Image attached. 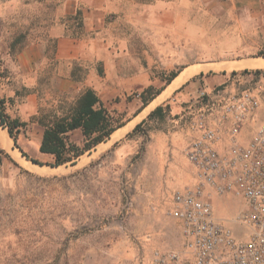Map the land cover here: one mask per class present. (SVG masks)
Masks as SVG:
<instances>
[{"label":"rangeland","instance_id":"374dc122","mask_svg":"<svg viewBox=\"0 0 264 264\" xmlns=\"http://www.w3.org/2000/svg\"><path fill=\"white\" fill-rule=\"evenodd\" d=\"M135 1L146 6H155L157 1L165 2L167 6L175 4L179 15L190 18L189 22L193 23L194 36H201L206 26L211 31L225 34L215 38L218 42L232 40L234 14L240 16L243 12L232 7V0ZM62 2L0 0V101L4 112L17 54L33 43L43 49L38 72L43 74L39 77V84L46 86L37 89L38 111L55 106L59 99L72 100L75 97L53 88L57 81L51 77L55 69L54 39L61 35L62 26H66L69 20L61 14ZM260 9L264 13V0ZM73 20L77 30L79 16L76 14ZM259 21L264 26V17ZM248 24L249 21L247 28H250ZM243 33L249 34V30L244 31L243 27ZM250 37L256 41L254 36H242L241 47L236 52L213 58V61H241L191 66L149 103L141 115L161 104L164 106L163 100L167 96H176L170 95L180 87L174 85L175 81L187 76L185 83L209 68L213 70L205 71L206 76H221V70L229 71L223 81L210 90L217 87L232 93L247 87L238 74L243 70L264 69L262 60H255L257 65H244L250 60L264 59V46L256 47ZM204 60L195 57V61ZM152 71L156 75L165 72ZM83 73L81 68L79 75ZM160 86L162 82L153 87ZM203 87L196 84L191 94H197ZM20 91L25 92L24 89ZM137 100L140 105L139 96ZM193 103H187V106ZM186 111L189 113L188 109ZM177 116L171 119L168 111L163 119L153 118L131 137L113 144L133 126L134 121H131L114 133L108 142L86 152L73 163L52 168L46 165L51 162L49 156L32 155L41 127L25 126L22 130L24 136H17V147L30 159L44 164L39 167L21 155L6 128L0 125V150L6 154H0V264H154L156 252L179 249L182 244L180 223L167 214L175 190H169L168 186L174 174L180 181L176 185L189 180L190 175L179 149L174 154L175 150L169 146L172 136L184 126L183 111ZM187 117L190 121L188 114ZM258 119L264 121V100ZM254 128L255 123L248 130ZM158 140L165 146L163 151L157 150ZM127 145L129 148L119 153ZM212 203L215 214L230 226L231 218L242 206L236 198H213Z\"/></svg>","mask_w":264,"mask_h":264},{"label":"crops","instance_id":"0c3cea01","mask_svg":"<svg viewBox=\"0 0 264 264\" xmlns=\"http://www.w3.org/2000/svg\"><path fill=\"white\" fill-rule=\"evenodd\" d=\"M232 1V7L241 9L243 12L240 16L237 13L234 14L232 40L218 42L215 38L225 34L211 31L206 26L203 27L201 36H194L193 23L189 22L190 18L179 15L175 4L167 6L165 2L157 1L155 6H146L135 0H63L60 11L63 17L69 20L66 21V26H62L61 35L55 36L54 39L55 69L51 77L57 81V84L53 88L75 96L84 88L94 90L104 107L126 116L125 124L117 128L112 135L127 123L134 121L133 126L124 132L120 139L112 142L120 143L137 124L146 119L145 115L151 112L141 115L148 105L139 112L140 105L137 98L140 90L156 86L161 82L158 74H153L152 70L177 71L172 82L181 72L193 65L210 66L241 61H213V58H219L226 52H236L241 47L242 36H254L256 41L250 37L251 43L259 48L264 46V26H261L259 21L264 17L260 9L262 0ZM77 13H79V23L76 30L73 19ZM247 21H249L248 25H251L250 28H247ZM243 27L244 31L249 30V34L243 33ZM197 56L205 60L195 61ZM255 60L264 61V59H254L250 62ZM42 61L43 49L39 44L28 45L18 53L15 71L12 72L14 77L10 82L11 89L6 94L5 114L32 128L40 127L31 121L32 117L37 115L39 107L37 89L39 86L46 87L39 84V77L43 74L38 72V67ZM75 67L84 70L85 75L81 81H75L71 76L72 69ZM210 70L213 69L201 71L185 83L183 81L187 76L179 79L180 83L175 81L174 85H180V87L173 90L170 95L176 96L173 98L167 96L163 100L164 105H169L171 119L178 117L177 115H180L182 111L184 113V126L175 132L169 146L175 150L174 154L176 149H179L180 156L185 160L184 150L195 136L186 111L189 108L187 103L192 104L196 95L191 94V90L196 84H201L208 91L222 82L229 73V71L221 70V76H206L205 71ZM171 82L164 86L161 93ZM22 89L25 90L24 93H21ZM23 128L19 132L22 136H24ZM72 135L75 138H72ZM41 136L42 128L39 129V135L35 141L33 156L39 153ZM70 138L79 144L82 141V134L75 130ZM164 147L161 140H158L157 150L163 151ZM128 148L129 145L121 148L119 153L125 152ZM186 162L189 180H183L181 184L176 185L180 181L179 176L174 174L169 183V186L172 185L168 186L169 190H182L194 184V168L187 160ZM217 217L222 218L218 215Z\"/></svg>","mask_w":264,"mask_h":264},{"label":"built area","instance_id":"2783aa9c","mask_svg":"<svg viewBox=\"0 0 264 264\" xmlns=\"http://www.w3.org/2000/svg\"><path fill=\"white\" fill-rule=\"evenodd\" d=\"M238 78L248 86L200 88L188 108L195 136L184 156L195 182L173 192L167 213L180 223L182 244L156 252L154 264H264V69ZM213 198L242 201L231 226L215 214Z\"/></svg>","mask_w":264,"mask_h":264},{"label":"trees","instance_id":"16d2710c","mask_svg":"<svg viewBox=\"0 0 264 264\" xmlns=\"http://www.w3.org/2000/svg\"><path fill=\"white\" fill-rule=\"evenodd\" d=\"M78 15L79 13H77ZM79 72H81L80 67L72 69L71 76L75 81H81L85 75L83 73L81 76ZM245 73H247V70L240 72V74ZM176 75L177 71L174 70L168 73H159L158 76L163 86L144 88L139 94L141 104L138 111L140 112L149 105ZM168 111V104L157 106L147 115L145 120H142L126 135V138L137 133L139 128L147 121L153 118L163 119ZM31 121L42 128L38 152L51 158V162L46 163L50 167L73 163L86 152L93 150L98 144L110 139L112 133L126 122L124 114L109 111L103 106L95 91L90 88L82 89L72 100L59 99L55 106L39 109L37 115L32 117ZM0 125L6 128L8 136L13 141L14 146L17 147V136L26 123L7 116L1 101ZM75 130L80 131L82 134V141L79 144L73 142L70 138L71 133ZM17 148L27 160L40 166L44 165L35 159H30L19 147ZM0 154L6 155L3 150H0Z\"/></svg>","mask_w":264,"mask_h":264},{"label":"bare ground","instance_id":"6f19581e","mask_svg":"<svg viewBox=\"0 0 264 264\" xmlns=\"http://www.w3.org/2000/svg\"><path fill=\"white\" fill-rule=\"evenodd\" d=\"M246 63H248V64H252V65H257V64H258V63H256V62H253V61H252V62H245L244 65H246ZM241 64H242V63H241ZM252 65H251V66H252ZM176 82H177V83H180V82H178V80H177ZM175 86H176V84H175ZM164 98H165V97H164ZM127 129H128V128H127ZM0 131H1V130H0ZM115 133H117V132H115ZM6 137H7V136H6ZM1 139H2V138H1ZM3 141H4V140H3ZM3 141H2V142H3ZM7 143H8V142H7Z\"/></svg>","mask_w":264,"mask_h":264},{"label":"water","instance_id":"95a60500","mask_svg":"<svg viewBox=\"0 0 264 264\" xmlns=\"http://www.w3.org/2000/svg\"><path fill=\"white\" fill-rule=\"evenodd\" d=\"M10 138V137H9ZM31 164H34V163H31ZM39 166V165H38ZM39 167H42V166H39ZM50 168H52V167H50Z\"/></svg>","mask_w":264,"mask_h":264}]
</instances>
